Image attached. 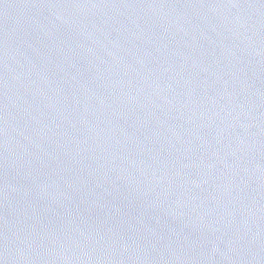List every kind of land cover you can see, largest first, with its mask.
I'll use <instances>...</instances> for the list:
<instances>
[{
	"label": "water",
	"instance_id": "obj_1",
	"mask_svg": "<svg viewBox=\"0 0 264 264\" xmlns=\"http://www.w3.org/2000/svg\"><path fill=\"white\" fill-rule=\"evenodd\" d=\"M0 264H264V0H0Z\"/></svg>",
	"mask_w": 264,
	"mask_h": 264
}]
</instances>
